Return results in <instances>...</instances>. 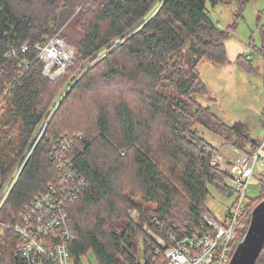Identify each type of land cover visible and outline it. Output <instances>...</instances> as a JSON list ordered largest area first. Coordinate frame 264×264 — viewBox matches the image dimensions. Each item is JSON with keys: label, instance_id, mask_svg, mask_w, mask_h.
I'll return each mask as SVG.
<instances>
[{"label": "trees", "instance_id": "16d2710c", "mask_svg": "<svg viewBox=\"0 0 264 264\" xmlns=\"http://www.w3.org/2000/svg\"><path fill=\"white\" fill-rule=\"evenodd\" d=\"M32 1L31 8L18 10ZM251 1L256 0H236L240 13L235 20ZM218 3L48 0L45 7L37 0H0V191L31 147L0 211L5 225L0 226V250L10 264H26L16 253L20 239L13 230L25 207L49 188L63 195L58 186L61 175L68 174L62 173L61 163L84 182L65 206L73 234L67 242L72 264H83L90 255L97 264H168L165 248L154 237L212 233L204 219L210 216V188L223 197L235 195L225 174L211 166L216 148L198 129L215 133L214 126L225 125L197 100L208 94L198 70L201 61L228 62L224 42L233 29H219L207 12V5ZM76 6L72 19L80 37L74 41L75 61L64 73L86 63L89 67L70 82L34 143L36 129L68 84L64 73L56 80L42 74L34 46L53 36ZM258 30L264 46V21ZM24 43L29 49L21 53ZM236 63L251 69L245 56ZM114 84L116 89L108 87ZM229 132L228 138L242 140L233 143L242 154L259 146L245 149L250 142L241 123ZM64 136L69 140L59 162L53 154ZM258 183L260 195L263 185ZM256 198L247 195L244 231L264 200L254 206ZM130 210L137 220L129 217ZM240 239L231 244L232 250ZM255 264H264V247Z\"/></svg>", "mask_w": 264, "mask_h": 264}, {"label": "built area", "instance_id": "2783aa9c", "mask_svg": "<svg viewBox=\"0 0 264 264\" xmlns=\"http://www.w3.org/2000/svg\"><path fill=\"white\" fill-rule=\"evenodd\" d=\"M29 45L24 43L20 47L21 53H26ZM37 59L43 64L42 74L50 80L59 78L75 61V50L58 35L46 36L44 41L34 46ZM10 54L15 55L14 52ZM25 63V60H22ZM49 115V112L45 116ZM264 131V116L261 120ZM68 136L62 137L53 154L54 158L63 159L66 151ZM262 145L254 148L250 154H242L234 160L225 163V158L215 155L211 159V166L225 174V184L231 188L236 196L235 202L229 208L220 223L206 214L205 221L212 227L211 234L201 237H176L166 233L162 237H154L162 248H165V257L168 264H231L234 250L231 244L235 241L239 230L244 228L241 220L246 210L247 188L250 178L256 167L264 166ZM22 163L16 166L15 172L5 183L0 191V207L5 202L15 179L16 170ZM61 175L59 190L62 196L56 195V189L49 188L46 194L36 196L31 204L19 217V224L13 227L15 234L20 239V245L16 253L26 264H72L67 242L73 238V234L65 213L66 203L71 200L84 187V182L75 172L66 167V163L60 164ZM71 171V172H70ZM69 181L71 184L69 185ZM7 189L6 194L5 190Z\"/></svg>", "mask_w": 264, "mask_h": 264}, {"label": "rangeland", "instance_id": "374dc122", "mask_svg": "<svg viewBox=\"0 0 264 264\" xmlns=\"http://www.w3.org/2000/svg\"><path fill=\"white\" fill-rule=\"evenodd\" d=\"M37 1H39V4H46L45 7L47 6L48 0ZM35 2L36 1H32L29 5L23 4L20 8L18 4H16V7L19 8L18 10H21V8L27 10V8H31L35 5ZM79 2H82V0H79ZM78 9L79 8L76 6L73 9V15L70 16L62 26L54 30V35H58L59 38L73 47V49L74 41L80 37V31L77 29L72 19ZM207 12L219 29L226 30L232 27L233 31L224 42L228 59L227 64L220 66L203 60L198 67L200 78L205 83L208 94L197 97V100L202 106L209 107L225 125L214 126L216 129L215 133L213 131H207L202 127H198V129L201 131L203 137L216 148L214 156H222L225 158V163L227 164V161L234 160L242 155L233 145L235 142L234 140H238L237 142H240L239 144L242 143V140L232 137L228 138L230 136L229 129L232 125L241 123L246 128L250 143L248 145L246 144L245 149L251 150L254 143H258L260 146L264 142V131L261 127V120L264 116V46L258 30V26L262 25L264 21V0L251 1L246 4L242 16L236 20L234 16L240 13L236 0H221V3H218L215 7L207 5ZM42 13L45 14V11ZM41 17H43V15H41ZM240 55L246 57V62L251 68L250 71L236 63V59ZM72 64L68 66V68L71 67ZM88 67L89 65L86 63L73 68L69 73H64V77H68V84L63 85L48 109L49 115L47 118H43L36 129L33 136V138L36 139L34 143H36L37 139L42 135L52 114L70 88V82L72 85ZM108 87L116 89L117 85L114 84ZM74 112L78 114L77 110ZM72 133L76 135V131ZM29 147L30 146L25 149L22 154V156L25 157L23 160L20 159L17 165L19 163L21 165L30 155L31 147ZM15 169L10 177L15 172ZM19 174L20 168L16 170L13 177L15 181ZM254 174V176L250 178L247 195L248 199L257 197L253 204L256 206L264 199V167H256ZM258 180L259 182L261 181L263 185L260 195ZM8 188L9 187L6 188L4 194H6ZM234 198H236L234 194L231 197H223L214 189L210 188V196L207 201L210 216L216 221L223 223L227 207L232 203ZM137 200L139 201V199ZM4 204L5 202L2 203L0 211ZM128 214L131 219L137 220V214L134 210H130ZM1 225L5 227L3 223H0V226ZM242 230L243 228L239 230L240 233L238 232L236 239L239 240L240 235L243 239L245 235L244 232H246L247 229L245 231L243 230V233ZM1 231L4 230L1 228L0 232ZM242 239H240V241H242ZM0 243L3 248L2 242ZM0 256L1 264H10L9 258L4 254L3 249L0 250ZM83 264H97V262L93 256L90 255L88 256V260L83 261Z\"/></svg>", "mask_w": 264, "mask_h": 264}, {"label": "water", "instance_id": "95a60500", "mask_svg": "<svg viewBox=\"0 0 264 264\" xmlns=\"http://www.w3.org/2000/svg\"><path fill=\"white\" fill-rule=\"evenodd\" d=\"M264 247V200L253 210L246 233L236 246L231 264H255Z\"/></svg>", "mask_w": 264, "mask_h": 264}]
</instances>
